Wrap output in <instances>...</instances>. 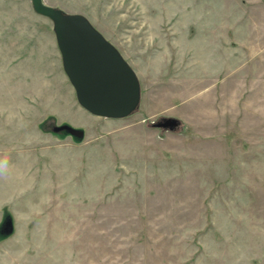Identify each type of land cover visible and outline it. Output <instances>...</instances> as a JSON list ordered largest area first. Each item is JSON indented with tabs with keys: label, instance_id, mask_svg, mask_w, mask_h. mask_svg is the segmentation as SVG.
Instances as JSON below:
<instances>
[{
	"label": "rangeland",
	"instance_id": "1",
	"mask_svg": "<svg viewBox=\"0 0 264 264\" xmlns=\"http://www.w3.org/2000/svg\"><path fill=\"white\" fill-rule=\"evenodd\" d=\"M43 2L86 15L141 99L92 115L53 21L0 0V264H264V0Z\"/></svg>",
	"mask_w": 264,
	"mask_h": 264
},
{
	"label": "water",
	"instance_id": "2",
	"mask_svg": "<svg viewBox=\"0 0 264 264\" xmlns=\"http://www.w3.org/2000/svg\"><path fill=\"white\" fill-rule=\"evenodd\" d=\"M34 9L53 21L64 70L81 106L94 115L122 118L136 109L141 86L135 69L82 13H69L43 0H32ZM166 119L160 125H172Z\"/></svg>",
	"mask_w": 264,
	"mask_h": 264
},
{
	"label": "clouds",
	"instance_id": "3",
	"mask_svg": "<svg viewBox=\"0 0 264 264\" xmlns=\"http://www.w3.org/2000/svg\"><path fill=\"white\" fill-rule=\"evenodd\" d=\"M12 167L9 157L0 155V180H7L10 177Z\"/></svg>",
	"mask_w": 264,
	"mask_h": 264
},
{
	"label": "crops",
	"instance_id": "4",
	"mask_svg": "<svg viewBox=\"0 0 264 264\" xmlns=\"http://www.w3.org/2000/svg\"><path fill=\"white\" fill-rule=\"evenodd\" d=\"M87 110V109H86ZM91 113V112H90ZM92 114V113H91ZM92 115H94V114H92ZM94 116H97V115H94ZM97 117H101V116H97ZM108 118V117H107Z\"/></svg>",
	"mask_w": 264,
	"mask_h": 264
}]
</instances>
